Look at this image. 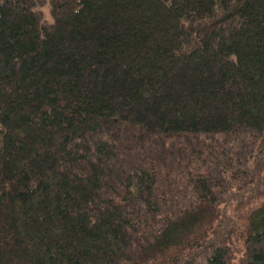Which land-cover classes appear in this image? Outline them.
I'll list each match as a JSON object with an SVG mask.
<instances>
[{"label":"trees","instance_id":"obj_1","mask_svg":"<svg viewBox=\"0 0 264 264\" xmlns=\"http://www.w3.org/2000/svg\"><path fill=\"white\" fill-rule=\"evenodd\" d=\"M0 264H264V0H0Z\"/></svg>","mask_w":264,"mask_h":264},{"label":"rangeland","instance_id":"obj_2","mask_svg":"<svg viewBox=\"0 0 264 264\" xmlns=\"http://www.w3.org/2000/svg\"><path fill=\"white\" fill-rule=\"evenodd\" d=\"M45 9H46V11H48L47 8H45ZM228 212H229L230 214H233L232 208H229V209H228Z\"/></svg>","mask_w":264,"mask_h":264}]
</instances>
